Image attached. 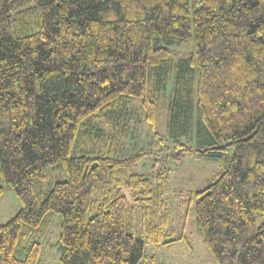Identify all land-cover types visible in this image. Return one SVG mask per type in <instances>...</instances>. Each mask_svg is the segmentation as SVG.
Returning a JSON list of instances; mask_svg holds the SVG:
<instances>
[{
  "label": "trees",
  "instance_id": "1",
  "mask_svg": "<svg viewBox=\"0 0 264 264\" xmlns=\"http://www.w3.org/2000/svg\"><path fill=\"white\" fill-rule=\"evenodd\" d=\"M192 42L190 57L175 48ZM162 116L172 149L141 175L149 153L118 155L140 122L163 143ZM188 156L225 166L189 192L216 263L264 264V0H0V179L22 208L0 226V264H40L26 240L53 212L63 264L192 247L169 197ZM51 165L68 178L41 200Z\"/></svg>",
  "mask_w": 264,
  "mask_h": 264
},
{
  "label": "rangeland",
  "instance_id": "2",
  "mask_svg": "<svg viewBox=\"0 0 264 264\" xmlns=\"http://www.w3.org/2000/svg\"><path fill=\"white\" fill-rule=\"evenodd\" d=\"M175 48L179 53L190 57L195 50V42L182 44ZM163 117L160 120L158 119L156 130L157 133L166 137L163 143L158 142L153 130H150L145 123L140 122L134 128V136L129 137L125 141L124 148L118 155V157L123 155L130 156L141 150L149 153L151 158L146 159L136 168V172L141 175H147L151 172L153 155L158 154L163 147L172 149L173 140L168 134L166 118L163 119ZM183 141L185 142V140ZM192 146L195 147V144ZM228 154L229 157H232L234 154L233 148ZM169 167L173 168V172L169 177L171 190L169 197L173 210L171 218L172 228L175 231V238H179L185 222V216L188 215L186 235H188L192 247L189 248L183 242H179V244L172 248L148 246V255L153 257L154 262H148L146 264H217L215 257L212 256L203 243V234L200 232L196 223L195 207L190 204L189 192L192 191L195 193L205 190L210 186L213 178L225 170V166L216 158L188 156L183 162L172 163ZM48 173L49 177L47 180L40 181L36 184L41 200L46 199L47 194L52 191L56 183L63 182L68 178L67 172L64 171L61 165H51ZM0 187H4L5 189L0 197V226H2L17 216L22 208L17 198L7 189L2 179H0ZM124 192L131 200L132 193ZM61 224L62 218H60L59 213H50L46 215L41 227L27 237V243L34 240L39 241L42 245L43 253L40 264H63L61 263L64 252L62 241L60 240L62 231Z\"/></svg>",
  "mask_w": 264,
  "mask_h": 264
}]
</instances>
